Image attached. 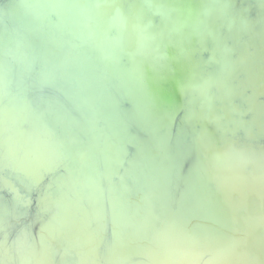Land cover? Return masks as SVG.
<instances>
[{"label":"water","instance_id":"95a60500","mask_svg":"<svg viewBox=\"0 0 264 264\" xmlns=\"http://www.w3.org/2000/svg\"><path fill=\"white\" fill-rule=\"evenodd\" d=\"M263 34L264 0H0V264H264Z\"/></svg>","mask_w":264,"mask_h":264},{"label":"bare ground","instance_id":"6f19581e","mask_svg":"<svg viewBox=\"0 0 264 264\" xmlns=\"http://www.w3.org/2000/svg\"><path fill=\"white\" fill-rule=\"evenodd\" d=\"M126 1V0H125ZM130 8H131V10H137V11H134V12H137V13H134L133 15H138V13H139V11H138V9H137V7H135V6H130ZM110 21H111V19H110ZM110 21H109V23H108V19L105 17V16H103V17H101V18H99V20H97V25L99 26V27H101V28H107L109 25H110ZM186 23L184 22V21H181V22H179V26L177 25V28H176V30H178L179 31V33H180V36L182 35V36H189L190 37V39L192 38V36L189 34V33H191L190 31H189V28L187 27V28H185V29H183L182 28V26L183 25H185ZM100 25H103V26H100ZM107 25V26H106ZM148 31H146V33H147ZM148 35V34H147ZM264 37V34L263 35H261L260 37H258V39H257V42L258 43H260L261 42V39ZM191 41H193V39H191ZM121 42H122V44H124V46H123V48H127V46H136V45H139V43L138 42H136V41H133V40H131V37H130V35H128L126 38L124 37V35H123V39L121 40ZM193 42H196V41H193ZM178 46V45H177ZM127 49H129V48H127ZM176 51L178 52V50L176 49ZM133 56V55H132ZM135 57V56H134ZM171 58L173 59V62H176V57H173V56H171ZM172 61V60H171ZM163 62H164V60H163ZM168 63H170V62H168ZM169 66H171V64H169ZM149 74H150V72H148ZM149 74H147L146 76H148ZM181 75H182V73L180 72L179 74H178V78H181ZM175 80H176V78H175ZM104 134H105V136L107 137V136H109L110 135V133H109V131L108 130H105L104 131ZM153 136V138L151 139V137ZM168 137H170V136H165V135H161V134H157V133H155V132H152V133H150V134H148V135H145L144 136V138H146V140L142 143V142H140L138 145L140 146V147H144V148H147V147H150L152 144H153V147L155 148L156 146H167V145H170V141L167 139ZM197 140H195V142H196ZM194 142V143H195ZM244 156H245V154H243ZM222 157V156H221ZM221 157H220V159H217V163H216V166H217V168L220 170L219 171V175H224V178L226 177V174H228L229 173V168H226V165H224V164H222V163H225L222 159H221ZM240 159H242V161L243 162H245V161H248V160H250L251 158H249V159H247L246 158V156L245 157H240ZM139 161V163H140V160H138ZM153 162V161H152ZM152 162H150L148 165H147V167H148V169H150V170H152ZM153 165H155V166H157L158 165V163L156 162V163H154ZM191 165H188V166H186V167H184V173L183 174H185L186 176H187V178L190 180V181H193L194 180V174L192 173V170H191ZM138 173H140V177L143 179V177H142V175H141V173L142 174H144V168H143V166L141 165V163H140V171H138ZM89 179H95L94 177H89ZM86 196H89L88 194L86 195ZM150 204H151V206H153V207H155V205H156V203L155 204H152V203H154V201H152V202H149ZM128 208L129 209H134V208H132L131 206H129L128 205Z\"/></svg>","mask_w":264,"mask_h":264}]
</instances>
